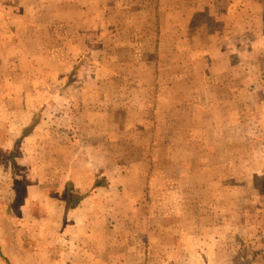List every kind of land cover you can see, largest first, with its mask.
<instances>
[{
    "label": "rangeland",
    "instance_id": "obj_1",
    "mask_svg": "<svg viewBox=\"0 0 264 264\" xmlns=\"http://www.w3.org/2000/svg\"><path fill=\"white\" fill-rule=\"evenodd\" d=\"M27 250L264 264V0H0V259Z\"/></svg>",
    "mask_w": 264,
    "mask_h": 264
},
{
    "label": "crops",
    "instance_id": "obj_2",
    "mask_svg": "<svg viewBox=\"0 0 264 264\" xmlns=\"http://www.w3.org/2000/svg\"><path fill=\"white\" fill-rule=\"evenodd\" d=\"M57 54L56 55H58L59 56V52H56ZM231 87L232 86H234L236 89L238 88L237 86L238 85H235V84H233V85H230ZM228 104H230L229 106H230V109H232V108H236L237 110H238V108H239V106H238V104L236 105L233 101H230V103L228 102ZM253 106H254V102H253V100H252V102H250L249 104H247V106H246V110H248L249 108H253ZM260 118H263V116H260ZM235 122H236V124L238 123V119H235ZM226 123H228V124H230L231 125V128H232V123H233V119L231 118L230 120H226ZM215 151H238L236 148H234L233 147V145H231V148H229V149H227V150H225V149H221V150H215ZM237 200L238 199H236V195H234V198L233 197H230V203H231V206H230V209H232V206L233 205H236V203H237ZM80 203V200H76L74 203H72L69 207H67V205H66V200H65V202H64V205H65V208H66V210L68 211H70V212H68V216H70V214L73 212V208H75V206H76V204H79ZM6 205L4 204V207H5ZM66 227H67V225H66ZM17 243H20V241H19V239H18V242ZM41 247V246H40ZM16 249H18L17 247H16ZM26 250V249H25ZM24 250V251H25ZM39 251V253H40V250H38ZM38 251H34L33 253H36V252H38ZM42 251H43V249H42ZM27 252H29L28 250L26 251V253H24V254H22V256H20L19 255V259L17 260L18 261V263H15V264H48V261H47V255H48V252H44L46 255H45V258H43L42 257V260L40 261V257L37 259V260H35V262L34 261H32V260H27L26 259V256H27ZM23 253V252H22ZM0 255H1V251H0ZM39 256V255H38ZM40 256H41V253H40ZM4 261V263L1 261V259H0V264H10V260H3ZM11 264H14V263H12L11 262Z\"/></svg>",
    "mask_w": 264,
    "mask_h": 264
},
{
    "label": "trees",
    "instance_id": "obj_3",
    "mask_svg": "<svg viewBox=\"0 0 264 264\" xmlns=\"http://www.w3.org/2000/svg\"><path fill=\"white\" fill-rule=\"evenodd\" d=\"M31 126H33V125L30 124L24 131H27ZM95 184L96 185H99L101 183L96 182ZM79 199H80V197H73L69 193L68 196H67V198H66V205H67V207H69L72 203H74L76 200H79Z\"/></svg>",
    "mask_w": 264,
    "mask_h": 264
}]
</instances>
